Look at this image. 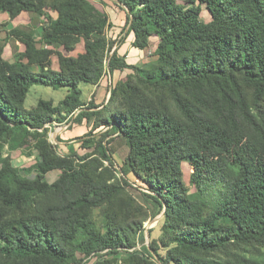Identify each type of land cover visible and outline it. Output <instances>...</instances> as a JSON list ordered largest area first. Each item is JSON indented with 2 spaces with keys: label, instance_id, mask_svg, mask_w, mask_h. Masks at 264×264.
<instances>
[{
  "label": "trees",
  "instance_id": "obj_1",
  "mask_svg": "<svg viewBox=\"0 0 264 264\" xmlns=\"http://www.w3.org/2000/svg\"><path fill=\"white\" fill-rule=\"evenodd\" d=\"M111 1L119 42L143 52L154 39V61L110 55L113 26L92 0H0L8 22L39 21L0 39V264H264V0ZM105 76V104H85L80 85ZM33 85L67 94L25 109ZM76 111L79 148L52 145L47 126ZM16 151L34 157L32 180Z\"/></svg>",
  "mask_w": 264,
  "mask_h": 264
},
{
  "label": "rangeland",
  "instance_id": "obj_2",
  "mask_svg": "<svg viewBox=\"0 0 264 264\" xmlns=\"http://www.w3.org/2000/svg\"><path fill=\"white\" fill-rule=\"evenodd\" d=\"M180 4H185L187 0H177ZM96 4V6L105 12L107 15L109 21L112 24V28H110L107 31V36L110 41L116 42V45L113 47L112 51L109 53L110 55L113 53V51L116 48H120L119 55H123L125 52V62L129 65H141V64H147L152 61H154L155 57L152 56V52L154 50V39L150 41V47L146 49L143 52H138L135 50H132L128 47L129 39L126 41L119 42L120 39L123 38L124 34L122 33L123 23H124V15L122 12L119 11V9L112 5L111 0H92ZM116 4L115 2H113ZM202 14L201 19L204 22H208L210 20L209 14L205 10L204 7H202ZM34 15L23 13L21 14L16 20L14 21H7L6 17L0 15V24H4L7 22V25L5 27L0 28V39H3L5 37V32L9 31L10 29L14 27H27L31 25L33 22ZM39 25V21L37 22L36 26ZM36 32L40 33L41 28H37ZM13 46L14 43H10L5 48L4 57L5 59H10L12 57L13 52ZM80 48V47H79ZM129 49V50H128ZM124 73H120V78H123L125 76ZM110 85V78L108 76L103 77V79L100 81V83L96 86H90V85H84L81 84L80 88L82 90V96L81 100L86 104L88 102L94 103L96 106H101L102 104H105V102L108 99V89ZM67 94V90L65 88L53 90L49 87H43L40 85H33L28 91V94L26 96L25 102H24V108L30 109L34 107L39 99L44 100H50L53 102V105H57L60 100L64 98V96ZM79 111H76L75 114L68 118L67 121L63 124H57L52 123L47 126L48 128V139L50 143L54 146L61 145L60 142L63 140H73V142L76 144V148H79V144L77 143L79 137L84 135L88 130L89 126L85 123H76L74 122L75 116L77 115ZM110 142V141H109ZM62 146V145H61ZM108 149H110V152L112 153V158L115 163V168L119 170L124 158L127 155V147L124 144V142L119 138H114L113 141L109 144ZM62 149L57 148V152L61 153ZM82 154L83 152L80 151ZM12 164L17 167L20 170V174L22 177H24L27 180H32L35 177V171L32 170V165L35 162V159L33 156H27L25 154V151H16L12 152L10 154ZM183 173L185 176V181L187 183L188 176L190 173V167L187 164L182 165ZM55 173H52L50 175V178H55ZM132 182V181H131ZM188 184V183H187ZM129 191L135 195L138 199H140L139 191H137L135 184L131 183V188H129ZM160 216L150 219L147 222L144 223V238L145 242L144 245H147L150 241V236L148 231H151V238H155L160 234Z\"/></svg>",
  "mask_w": 264,
  "mask_h": 264
},
{
  "label": "crops",
  "instance_id": "obj_3",
  "mask_svg": "<svg viewBox=\"0 0 264 264\" xmlns=\"http://www.w3.org/2000/svg\"><path fill=\"white\" fill-rule=\"evenodd\" d=\"M135 51H136V50H135ZM138 52H139V51H138ZM67 141L69 142L70 140H63V141L60 142V144L62 143L61 145H64ZM71 142H73V140H72ZM61 145H59V147H61ZM50 175H52V174H50Z\"/></svg>",
  "mask_w": 264,
  "mask_h": 264
},
{
  "label": "water",
  "instance_id": "obj_4",
  "mask_svg": "<svg viewBox=\"0 0 264 264\" xmlns=\"http://www.w3.org/2000/svg\"><path fill=\"white\" fill-rule=\"evenodd\" d=\"M37 22H38V19H35V20L33 21V26H36ZM10 63H12V61H10Z\"/></svg>",
  "mask_w": 264,
  "mask_h": 264
}]
</instances>
